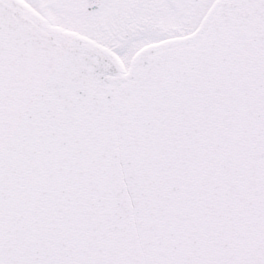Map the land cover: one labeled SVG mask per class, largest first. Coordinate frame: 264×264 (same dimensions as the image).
<instances>
[{
    "label": "snow or ice",
    "instance_id": "1",
    "mask_svg": "<svg viewBox=\"0 0 264 264\" xmlns=\"http://www.w3.org/2000/svg\"><path fill=\"white\" fill-rule=\"evenodd\" d=\"M0 264H264V0H0Z\"/></svg>",
    "mask_w": 264,
    "mask_h": 264
}]
</instances>
